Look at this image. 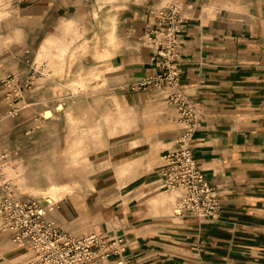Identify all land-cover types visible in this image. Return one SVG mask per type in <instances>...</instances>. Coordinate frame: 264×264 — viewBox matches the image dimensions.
Returning a JSON list of instances; mask_svg holds the SVG:
<instances>
[{
  "label": "crops",
  "instance_id": "0c3cea01",
  "mask_svg": "<svg viewBox=\"0 0 264 264\" xmlns=\"http://www.w3.org/2000/svg\"><path fill=\"white\" fill-rule=\"evenodd\" d=\"M170 1L14 0L21 31L43 34L42 55L58 43L47 38L52 27L70 23L89 36L85 57L26 62V74L45 81L26 92V140H50L52 123V140H70L66 128L87 137L101 129L85 140H105L92 157L93 195L51 216L69 233L88 223L116 239L110 264H264V0H188L181 13L182 88L202 110L193 154L219 192L214 218L174 214L175 197L161 185L162 157L181 132L177 110L155 88H132L157 71L143 39ZM82 77L85 89L67 88ZM49 96L71 98L69 109L49 106Z\"/></svg>",
  "mask_w": 264,
  "mask_h": 264
},
{
  "label": "rangeland",
  "instance_id": "374dc122",
  "mask_svg": "<svg viewBox=\"0 0 264 264\" xmlns=\"http://www.w3.org/2000/svg\"><path fill=\"white\" fill-rule=\"evenodd\" d=\"M13 4L14 0H0V185L8 186L16 196L45 201L47 199L40 193L42 190L48 189L52 184H70L75 188L73 194L53 203L58 207L70 200L81 202L93 195L91 190L98 169L95 168L92 157L105 141L85 139L103 132L99 129L87 137L86 133L79 134L81 129L66 128L63 136L67 135L70 140H52L51 137L57 136L52 123L45 131L50 140H26V107L29 105L26 92L40 86L44 88L45 83L42 79L37 81L40 76L35 75L42 74L35 69L26 74V62L30 58L85 57L86 38L89 36L85 29H79L70 23L59 27L57 33H54L52 27L47 38L54 36L58 43L47 55H42L41 49L45 41L40 40V44L38 39L43 34L38 31L30 34L21 31L23 22L16 15L13 16ZM65 47L67 50L64 52L62 49ZM67 88L77 90L85 89V86L74 83L73 87L68 84ZM33 98L34 96L31 99ZM38 99L36 96L34 102ZM46 99L49 106L61 104L60 110L63 107L68 110L71 104V98L49 96ZM38 128L39 126L35 127L36 130ZM113 131L111 129V133ZM34 135L37 136L31 133L32 137ZM77 136H82L83 139H71ZM58 210L52 212V215L57 214ZM94 229L95 227L85 223L76 225L69 231L72 234L99 232V229ZM29 255L27 248L12 242L11 236L2 230L0 221V264H26Z\"/></svg>",
  "mask_w": 264,
  "mask_h": 264
},
{
  "label": "built area",
  "instance_id": "2783aa9c",
  "mask_svg": "<svg viewBox=\"0 0 264 264\" xmlns=\"http://www.w3.org/2000/svg\"><path fill=\"white\" fill-rule=\"evenodd\" d=\"M188 0H172L157 10L143 41L153 48L157 71L136 82L133 89L155 88L177 110L181 132L174 149L163 155L164 192L175 197L176 216L216 217L220 196L206 178L193 154V138L202 120L199 103L182 88L180 42ZM58 207L47 200L26 199L0 185V221L16 245L30 255L26 264H110L118 253L116 239L103 232L76 235L67 232L51 214ZM116 264H124L117 262Z\"/></svg>",
  "mask_w": 264,
  "mask_h": 264
},
{
  "label": "bare ground",
  "instance_id": "6f19581e",
  "mask_svg": "<svg viewBox=\"0 0 264 264\" xmlns=\"http://www.w3.org/2000/svg\"><path fill=\"white\" fill-rule=\"evenodd\" d=\"M114 28V25L112 27V30ZM111 38H113V34L111 33ZM77 84H80L82 86H85L86 79L85 77H82L79 81L76 82ZM51 114V112H46V115ZM72 191V188L70 185H51L48 189L42 190L40 193L43 194V196L49 200V202H57L59 199H62L66 194L70 193Z\"/></svg>",
  "mask_w": 264,
  "mask_h": 264
}]
</instances>
